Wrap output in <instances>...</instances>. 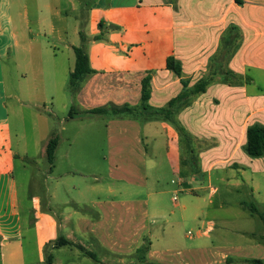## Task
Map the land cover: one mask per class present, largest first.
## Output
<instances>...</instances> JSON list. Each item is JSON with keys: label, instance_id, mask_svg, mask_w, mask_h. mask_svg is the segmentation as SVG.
<instances>
[{"label": "crops", "instance_id": "obj_1", "mask_svg": "<svg viewBox=\"0 0 264 264\" xmlns=\"http://www.w3.org/2000/svg\"><path fill=\"white\" fill-rule=\"evenodd\" d=\"M81 32L94 73L71 93ZM147 77L153 109L168 108L184 82L209 81L174 117L192 140L187 156L168 121L90 113L140 110ZM39 80L63 114L43 199L32 180L21 191L17 175L50 141L39 138L42 147L28 130L29 114L40 117L30 110L40 109ZM262 82L264 0H95L79 17L51 0H0V264H264V157L244 150L248 128L264 126ZM169 173L173 191L162 189Z\"/></svg>", "mask_w": 264, "mask_h": 264}, {"label": "trees", "instance_id": "obj_2", "mask_svg": "<svg viewBox=\"0 0 264 264\" xmlns=\"http://www.w3.org/2000/svg\"><path fill=\"white\" fill-rule=\"evenodd\" d=\"M82 44L81 46L74 47V53L76 57V63L74 70L70 74L68 88L71 93H75L81 83L85 80L86 77L93 74L94 71L90 67L89 57L87 53V49L85 46L86 36L83 32L80 33ZM99 39V36L97 37ZM167 68L175 72L178 76H181L182 68L181 64L173 57H170L167 60ZM150 77H147L143 81V95H142V104L140 110L138 108H134L128 105L124 106H116L109 105L107 107L99 108L97 110H93L90 113H98V114H113V115H133L140 116L144 120H164L174 124L177 127L182 139L191 140L189 135L185 132L183 128L178 126L174 117L176 113H178L179 109L188 106L191 104L193 98L198 94L205 92L206 87L209 81H201L198 85H196L192 90L187 89V84L184 82V92L173 99L168 108L163 109H153L148 105V101L151 96L150 89ZM70 115H72L70 113ZM183 141V140H182ZM58 146V139L56 137L51 138L47 144L46 148V157L51 166L54 167L55 164V154ZM245 152L252 158H262L264 157V126L260 124H254L248 128L247 131V142L244 147ZM253 212H256L254 207H251ZM69 242L65 240H59L56 243V247H62L68 245ZM147 253V246H142L137 255L141 260L145 259V255ZM249 264H262L261 261H253L247 262ZM45 264H52V257L49 256Z\"/></svg>", "mask_w": 264, "mask_h": 264}, {"label": "rangeland", "instance_id": "obj_3", "mask_svg": "<svg viewBox=\"0 0 264 264\" xmlns=\"http://www.w3.org/2000/svg\"><path fill=\"white\" fill-rule=\"evenodd\" d=\"M77 5L79 7V11L78 12H70L71 8H70V2L69 0H61L59 2H55L53 0H51V4L56 7L58 6L60 9H66L69 14L71 16L73 15H77V17L81 16H85L87 14V11L89 9L90 6H92V4L95 2V0H76ZM37 83L39 84V86H41V104H40V109H31L30 110L32 112H36L37 115H40V117H35L34 119L32 117V115L29 114L28 116V130H29V135L31 137V141L32 138L34 141H36V143H41V146H44V143L39 142V138H43L48 136V138L51 139L56 137V132L59 133L60 131V127H61V123H60V118H62L63 114H60L56 111V101L50 102V103H46L49 102L48 97H46L44 99V96L46 92V90L44 91L43 89V84L44 82L42 80L37 81ZM262 85H264V83L262 82ZM47 94V92H46ZM66 94H68L69 96V90L68 88H66ZM39 100V101H40ZM71 110V107L68 109L65 117L69 118V112ZM71 113V112H70ZM56 115L59 117L57 118ZM31 116V117H30ZM46 118L48 119L47 125L46 126V121L43 119ZM66 128L67 131H65L64 135H62L63 137H69L72 135L73 133V124L71 123H67L66 124ZM98 130L97 125H93L91 127H88L85 129L86 132H96ZM182 143H183V148H184V152L187 150H190L193 145L191 144L192 140H188V139H182ZM41 151V150H40ZM40 154V153H39ZM185 155L187 156V152H185ZM32 157V156H30ZM33 163L38 162V164L40 165V167H36L35 164H33L32 162H29L26 164L28 171L23 170L21 168V162H19V167L17 170V175H18V183L20 184V186L22 187L21 191H25L27 190V186H28V179L29 181L32 180L29 189L30 191H32V194L39 196L43 199L44 194H45V189L47 188L48 185H50L53 181V178H49V176L47 175V177L45 176L50 168V164L47 161V158L44 154L43 157H41V154L38 158H30ZM81 164H79L82 167V171L86 174L91 173V168L94 167V164L96 163L95 161L88 159L85 161L80 162ZM196 163V161H195ZM190 166V165H189ZM191 167V166H190ZM59 168V167H58ZM60 170V172L63 171V166L61 164L60 168L57 170V172H55V176L58 173V171ZM25 174H27V176H25ZM184 174L187 178L191 179V181H193V178L190 177L187 173V171H184ZM171 175V176H170ZM172 180H177V178L172 174H166L165 177L162 179V189L167 190V191H173L174 188H176L174 185H172ZM216 185V184H215ZM32 194L30 193V196H32ZM243 195H245L244 198H247L246 193H242ZM243 195H240L241 198H243ZM170 193H166L162 195V199H161V204H163V206H165L166 208L172 209V204L170 203ZM208 219V218H207ZM193 235H197L194 232H191Z\"/></svg>", "mask_w": 264, "mask_h": 264}]
</instances>
